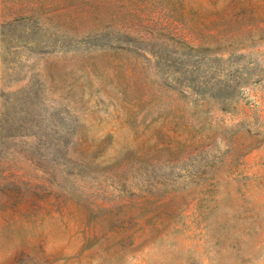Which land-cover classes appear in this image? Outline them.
I'll list each match as a JSON object with an SVG mask.
<instances>
[{"label":"rangeland","instance_id":"rangeland-1","mask_svg":"<svg viewBox=\"0 0 264 264\" xmlns=\"http://www.w3.org/2000/svg\"><path fill=\"white\" fill-rule=\"evenodd\" d=\"M0 264H264V0H0Z\"/></svg>","mask_w":264,"mask_h":264}]
</instances>
